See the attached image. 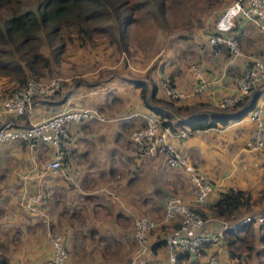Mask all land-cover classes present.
Listing matches in <instances>:
<instances>
[{
	"label": "crops",
	"instance_id": "obj_1",
	"mask_svg": "<svg viewBox=\"0 0 264 264\" xmlns=\"http://www.w3.org/2000/svg\"><path fill=\"white\" fill-rule=\"evenodd\" d=\"M250 27L244 23L240 35L249 38V32L244 31L251 30ZM256 31L261 37L259 43H249L248 50L241 49L236 55L230 53V57L219 58L217 62L200 61L198 74L193 72V64H159V70L152 78L156 96H163L158 83L164 77L170 79L182 94L176 100L177 104L206 102L216 105L221 97L235 93L238 72L253 59L264 61V35L260 30ZM65 87L49 98L52 102H63L64 107L52 110L43 104L39 106V114H35L33 108L29 116L12 118L17 123L28 124L52 111L89 107L104 115L105 120L91 119L70 125L71 141L63 158L66 167L55 173L42 169V163L51 157L54 147L34 146L29 154L30 164L18 150L27 145L21 146L18 141L0 144V262L3 264H41L50 253L47 230L60 236L67 250L66 264H78L73 256L84 254L89 256L84 260L88 263L80 264H124L132 251L130 229L133 220L146 216L157 221L170 195L180 197L201 212L204 230L213 231L222 220L210 215L209 206L219 192L229 187L240 188L249 191L252 198L251 192L264 185V150H249L245 144L253 125L247 113L223 127L190 130L183 137L169 138L180 153L196 161L202 173L207 170L204 175L212 189L202 201L196 202L183 167L171 169L163 155L145 157L129 143L128 130L142 123L138 114L131 113L147 111L139 97V88L125 79L119 81L116 78L96 87L95 93L88 90L89 84ZM110 88L117 93L105 107L100 103L101 98L94 97L83 106L67 104L72 97L100 91L107 94ZM253 97L257 104L253 107L260 106L264 114V85L254 90ZM185 128L174 126L175 132ZM178 139L183 140L179 142ZM43 148L47 150L46 154L41 153ZM6 161H10L8 165H5ZM11 162L14 164L10 165ZM37 189L47 192L45 201L31 209L21 206L22 199ZM252 222L256 236L264 237V228L259 226L260 223ZM154 231L147 234V259L154 264H168L164 244L154 245L163 237L156 238ZM94 239H97L96 243L92 242ZM258 243L264 247V241ZM209 250L222 264L236 263L227 258L223 239ZM115 254L116 262L110 257ZM262 259L264 264V256ZM181 264H190L189 258Z\"/></svg>",
	"mask_w": 264,
	"mask_h": 264
},
{
	"label": "built area",
	"instance_id": "obj_2",
	"mask_svg": "<svg viewBox=\"0 0 264 264\" xmlns=\"http://www.w3.org/2000/svg\"><path fill=\"white\" fill-rule=\"evenodd\" d=\"M244 19V23L257 28L264 35V0H232L216 17L212 33L208 36L209 45L223 43L229 53H239L236 38L237 20ZM193 72L198 74V65H192ZM63 79L53 76L47 81L29 78L26 83L0 97V144L10 139L27 146H52L54 151L51 157L44 161L43 170L55 173L63 167L64 154L69 149L71 124L96 119L105 120V116L89 107L64 108L47 115H40L31 123H17L13 118L31 115L35 102L52 98L62 88ZM264 82V61L253 59L236 77V91L233 94L221 97L217 105L230 107L244 96L250 95L255 88ZM163 96L178 100L180 90L167 80L160 81ZM92 89L91 93H95ZM139 115L141 124L133 128L128 135L129 143L145 157H154L157 154L165 155V163L172 167H183L188 181L192 186L194 201L200 202L212 189L209 179L200 171L194 159H188L180 153L169 140L172 136L183 137L190 130L186 127L175 132L174 127L161 124L157 115L147 110ZM248 119L253 123L246 139V148L249 150H264V114L262 108L252 107L247 111ZM13 117V118H12ZM47 198V192L37 189L36 192L22 199L23 207L31 209ZM240 219V218H239ZM238 220V219H237ZM233 223L221 221L213 231L204 230V219L186 201L176 195H170L164 202L162 212L157 221L146 216L135 218L131 225L132 251L125 264H154L147 259L149 247L147 234L158 225L173 224L164 238L168 264L176 261V252H185L189 255L190 264H222L214 252L209 248L218 244L223 236V230L234 227L246 221L264 223V214L261 216L246 215ZM46 241L50 253L41 261V264H66L67 250L60 236L50 230L46 231Z\"/></svg>",
	"mask_w": 264,
	"mask_h": 264
},
{
	"label": "trees",
	"instance_id": "obj_3",
	"mask_svg": "<svg viewBox=\"0 0 264 264\" xmlns=\"http://www.w3.org/2000/svg\"><path fill=\"white\" fill-rule=\"evenodd\" d=\"M155 2L160 7L159 0ZM145 5L146 0H0L1 96L23 86L29 78L41 76L42 70L49 65V57L41 51L44 42L52 45L50 52L57 62L67 42L78 46L92 44L94 38L102 34L112 39L115 27L119 39L123 40L125 29L134 19L132 13ZM241 31L238 27L233 36L236 38ZM211 46L225 45L217 43ZM126 80L139 88L142 104L157 115L161 124L169 127L185 125L191 131L223 127L245 114L254 101L253 91L230 107L206 102L177 104L174 99L156 96L154 83L140 78ZM167 81L172 84L170 79ZM251 206L249 191L229 187L219 192L209 206V213L222 221L235 222L237 216L247 213ZM197 213L203 216L201 212ZM252 223L246 221L223 230L227 258L234 259L235 264H263L264 247L257 249L255 245L259 240L263 243L264 237L256 236ZM259 226L264 228V223ZM162 244L163 239L154 243L156 246ZM175 256L174 264H181L189 257L179 251ZM252 259H255L253 263Z\"/></svg>",
	"mask_w": 264,
	"mask_h": 264
},
{
	"label": "rangeland",
	"instance_id": "obj_4",
	"mask_svg": "<svg viewBox=\"0 0 264 264\" xmlns=\"http://www.w3.org/2000/svg\"><path fill=\"white\" fill-rule=\"evenodd\" d=\"M231 1L232 0H159V7V3H156L155 0H146L147 5L140 8L138 12L136 10L132 13L134 19L125 29V37L123 40L119 39L116 30L117 27H115L114 38L112 39H109V35L102 34L96 36L92 44L78 46L74 43L67 42L64 45L63 51L59 54L57 62L54 61L55 59L50 52L52 45H49L47 41L44 42L41 45V51L44 55L49 57V65L42 70V74L38 80L47 81L53 76H60L63 79V88L66 85L69 87L70 85L85 86L89 84L88 90L91 91L92 89H96L97 91L96 87H100L112 78H116V80L119 81L126 80V78H140L152 83V78L159 70V64L160 66H164V64H174L175 66L198 65L202 60L217 62L219 58L230 57L231 54L228 48L221 46L218 49H213L209 47L207 38L212 33L213 23L216 17ZM236 20L237 26L243 30L244 19L239 18ZM250 28L253 31H244L247 34L249 32V38L242 35L236 37L239 51L241 49L248 50L251 43L255 45V43H259L260 41L261 37L259 35L257 36V29L254 27ZM244 40L247 43L244 42ZM242 71L243 70L238 72L237 76ZM161 79L159 81H161ZM164 79L166 80L167 77H164ZM1 80L5 79L2 78ZM148 82L147 87H150V83ZM263 83L264 82H261L258 85L259 87L257 86L255 89L261 88L264 85ZM158 88L161 90L159 83ZM116 93L117 91L110 88L107 94L101 91L93 95L83 94L79 97H72L71 101L67 102V104L83 106L94 97L96 99L101 98L100 103L105 107L113 101V96L114 94L116 95ZM42 100V103H38V101L35 102V114H39L37 113L41 110L39 106L43 104L49 106L52 110L60 109L65 106L63 102H52L50 99ZM256 105L257 104L253 102L249 110ZM133 128L130 127L128 131L130 132ZM182 140L178 139L179 142ZM170 141L172 140L170 139ZM7 142L13 143L17 142V140L10 139L7 140ZM172 143L178 149L173 141ZM20 145L25 146L23 143ZM48 146L51 147L50 145ZM33 147L34 146H31V148L28 146L27 148H18L19 152L21 154L23 153L24 160L29 161L30 164V155L34 150ZM41 147L44 146L41 145ZM43 150L44 151L41 153L46 154L47 150L45 148H43ZM13 157L20 156L13 155ZM163 157L165 159V155H163ZM9 162L10 161H6L5 165H8ZM13 164L12 162L10 163V165ZM168 167L171 169L178 168L172 166ZM205 172L207 173V170H205ZM263 189L264 185L261 186L260 190L251 192L252 206L246 213L247 215L261 216L264 214ZM243 214L244 212L241 215ZM237 217L238 220L243 218L241 217L239 219V215ZM172 226L173 224L158 225L151 230L149 234L155 230L154 234L156 233V238L163 237L164 240L167 231ZM96 241L97 239L92 240L94 243H96ZM259 244L260 243L256 242L255 248L260 247ZM114 251H116V249ZM73 257L76 259V262L80 264V262H87L84 260L89 256L84 254L82 256L74 255ZM110 257L116 262V254L114 257ZM89 261L91 262V260ZM126 261L127 259L124 264ZM253 261H255V259H252V263ZM100 264H102V262Z\"/></svg>",
	"mask_w": 264,
	"mask_h": 264
},
{
	"label": "water",
	"instance_id": "obj_5",
	"mask_svg": "<svg viewBox=\"0 0 264 264\" xmlns=\"http://www.w3.org/2000/svg\"><path fill=\"white\" fill-rule=\"evenodd\" d=\"M253 99H254V97H253Z\"/></svg>",
	"mask_w": 264,
	"mask_h": 264
}]
</instances>
